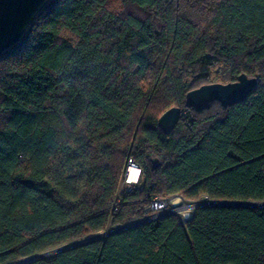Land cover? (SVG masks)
I'll list each match as a JSON object with an SVG mask.
<instances>
[{"label": "trees", "instance_id": "16d2710c", "mask_svg": "<svg viewBox=\"0 0 264 264\" xmlns=\"http://www.w3.org/2000/svg\"><path fill=\"white\" fill-rule=\"evenodd\" d=\"M242 74L259 80L242 102L188 108ZM128 158L140 180L120 192ZM175 194L264 203V0H51L0 57V264ZM27 264H264V209L203 207Z\"/></svg>", "mask_w": 264, "mask_h": 264}, {"label": "water", "instance_id": "95a60500", "mask_svg": "<svg viewBox=\"0 0 264 264\" xmlns=\"http://www.w3.org/2000/svg\"><path fill=\"white\" fill-rule=\"evenodd\" d=\"M50 1L51 0H0V57L6 51L22 41L29 27ZM258 83V79L249 78L245 74H242L234 83L204 85L189 92L186 96V103L188 108L200 112L208 110L213 103H219L223 107L234 106L245 100L257 88ZM182 115V110L178 107L168 110L158 121L160 130L165 135H171L180 123ZM203 207L264 209V203L208 202L200 205L197 209ZM169 215H174V213H165L158 218H145L126 226L109 230L105 233L97 234L82 241L63 246L59 249L32 258H27L14 264H27L52 257L61 252L99 241L114 234L142 226L155 219ZM187 221L188 220L185 222Z\"/></svg>", "mask_w": 264, "mask_h": 264}, {"label": "built area", "instance_id": "2783aa9c", "mask_svg": "<svg viewBox=\"0 0 264 264\" xmlns=\"http://www.w3.org/2000/svg\"><path fill=\"white\" fill-rule=\"evenodd\" d=\"M128 163L126 173L122 178V186L126 192H131L139 183L141 169L135 165L134 161L131 159L128 160ZM132 167H136L139 170V177L136 181L130 179L129 173ZM181 202L186 204V200L180 194L171 195L167 198H155L151 206L145 211L147 214L146 218H158L160 215L165 213H174L175 215L179 214L176 212L175 203L180 204Z\"/></svg>", "mask_w": 264, "mask_h": 264}, {"label": "rangeland", "instance_id": "374dc122", "mask_svg": "<svg viewBox=\"0 0 264 264\" xmlns=\"http://www.w3.org/2000/svg\"><path fill=\"white\" fill-rule=\"evenodd\" d=\"M165 113V112H164ZM164 113H162V114H160L159 115V117H161ZM137 133V128L133 131V134H134V136H135V134ZM128 160H129V158L127 159V161H126V163L124 164V167H123V173H122V175H121V177H120V180H119V190H120V192H123L124 191V188H123V186H122V178H123V176H124V174L126 173V169H127V166H128ZM132 169V168H131ZM131 169H130V172H131ZM130 179L131 180H134V181H136L137 179L136 178H131L130 177ZM209 201H208V199H206V198H203L202 200H200V201H198V202H190V201H186L185 203L186 204H189V205H193V204H200V203H208ZM177 206H179V203L177 204ZM182 205H180L179 207H181ZM184 206V205H183ZM182 206V208L181 209H185V207H183ZM178 207V208H179ZM191 210L192 209H188V210H186V213L185 214H183V215H181V214H176L177 216H179L180 218H181V220H183V222H185L186 220H185V218H187L188 220H190L189 219V215H190V212H191ZM195 211V210H194ZM194 211H192V213L194 214ZM181 213L182 212H185V210H181L180 211ZM184 216V217H183ZM193 216V215H192ZM192 218V217H191ZM110 230H113V229H110ZM100 234H102V233H100Z\"/></svg>", "mask_w": 264, "mask_h": 264}, {"label": "bare ground", "instance_id": "6f19581e", "mask_svg": "<svg viewBox=\"0 0 264 264\" xmlns=\"http://www.w3.org/2000/svg\"><path fill=\"white\" fill-rule=\"evenodd\" d=\"M130 174V177L131 178H136V179H138V177H139V170L136 168V167H132V169H131V172L129 173ZM177 204L178 203H175V206H176V212L177 213H179V214H181V215H183V214H185L186 213V210H188V209H192L191 210V212H190V215H189V219H191V217H192V215H193V213H192V211H194V210H196L200 205H202V204H204V203H200V204H193V205H187V204H183L182 202L179 204V206L180 205H184L183 207H185V209H181L182 208V206L181 207H179V206H177ZM206 204V203H205ZM179 207V208H178ZM181 210H185V212H180ZM184 217V216H183ZM185 220H188L187 218H185Z\"/></svg>", "mask_w": 264, "mask_h": 264}]
</instances>
